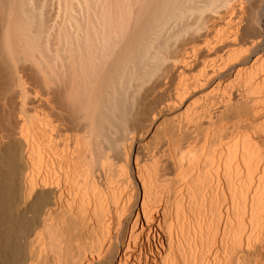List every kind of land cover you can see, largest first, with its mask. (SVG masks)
<instances>
[{
  "label": "bare ground",
  "instance_id": "obj_1",
  "mask_svg": "<svg viewBox=\"0 0 264 264\" xmlns=\"http://www.w3.org/2000/svg\"><path fill=\"white\" fill-rule=\"evenodd\" d=\"M48 6L0 0V264H264V0Z\"/></svg>",
  "mask_w": 264,
  "mask_h": 264
},
{
  "label": "rangeland",
  "instance_id": "obj_2",
  "mask_svg": "<svg viewBox=\"0 0 264 264\" xmlns=\"http://www.w3.org/2000/svg\"><path fill=\"white\" fill-rule=\"evenodd\" d=\"M51 3H52V5H51ZM47 4H49V6H55V5L57 4V0H47ZM49 6H48V7H49ZM171 116H172V115H171ZM171 116H170V115H167V116L164 115V116H162L161 118H159L158 121H157V123H156V126H154V128L150 131V133H149L147 136H145V137L143 138V140L141 141V143H139V144H140V150L143 151V153H145V152L148 151V150H146V149H148V148H147V145H146L147 143H148V144H151L150 146H152V147H153L154 144L156 143V142H155L156 139L154 138V134H156V132H157L156 127L158 126V124L162 123V121H167V122H169L168 120L171 119ZM155 130H156V132H155ZM154 132H155V133H154ZM153 133H154V134H153ZM153 138L155 139L154 141H152ZM152 142H153V143L155 142V143L153 144ZM145 143H146V144H145ZM152 144H153V145H152ZM160 146H161V144H160ZM143 149H144L145 151H144ZM165 157H166V156H165ZM163 160L166 161V162H168V166H169V167H168V168H169L168 170L170 171V172H169V171L167 170L168 173H169V174H170V173H173L174 170H173L171 164L169 163V161H167V158L164 159V157H163ZM170 169H172V170H170Z\"/></svg>",
  "mask_w": 264,
  "mask_h": 264
}]
</instances>
